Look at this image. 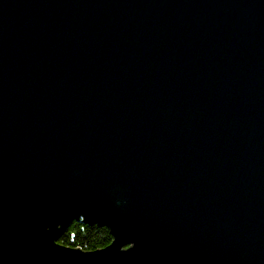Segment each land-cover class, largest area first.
Here are the masks:
<instances>
[{
  "label": "water",
  "instance_id": "obj_1",
  "mask_svg": "<svg viewBox=\"0 0 264 264\" xmlns=\"http://www.w3.org/2000/svg\"><path fill=\"white\" fill-rule=\"evenodd\" d=\"M0 264H264V0H0Z\"/></svg>",
  "mask_w": 264,
  "mask_h": 264
},
{
  "label": "trees",
  "instance_id": "obj_2",
  "mask_svg": "<svg viewBox=\"0 0 264 264\" xmlns=\"http://www.w3.org/2000/svg\"><path fill=\"white\" fill-rule=\"evenodd\" d=\"M110 240L111 236L106 227L72 220L55 241L63 246L91 251L104 247Z\"/></svg>",
  "mask_w": 264,
  "mask_h": 264
}]
</instances>
